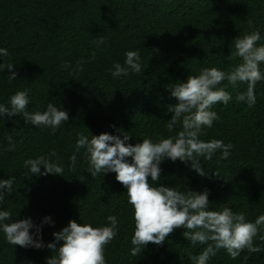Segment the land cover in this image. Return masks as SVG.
Segmentation results:
<instances>
[{"label":"trees","instance_id":"1","mask_svg":"<svg viewBox=\"0 0 264 264\" xmlns=\"http://www.w3.org/2000/svg\"><path fill=\"white\" fill-rule=\"evenodd\" d=\"M252 31L260 32L258 44H264V0H0V48L9 52L0 56V63L14 64L17 74L10 82V70L0 71V104L7 106L11 95L27 89L29 111H42L53 102L69 115L55 132L25 124L20 114L0 117V179L15 177L13 193H5L0 210L10 211L13 222L30 218L40 227L45 245L70 220L96 227L113 215L118 230L105 246L106 264H195L193 257L205 245H191L182 235L184 228L175 229L162 245L149 243L138 257L132 256L134 219L127 189L115 172L92 177L84 149L76 153L74 171L68 158L80 133L107 132L121 138L125 133L130 135L125 143L133 145L143 138L156 142L174 136L178 129L168 131V109L177 101L168 86L204 68L231 71L240 63L239 58L226 59L235 51L233 40ZM99 36L104 43L93 42ZM128 50L139 51L143 72L113 79L108 70L115 63L123 65ZM80 59L86 63L77 73ZM65 62L71 67L65 68ZM260 68L264 72V63ZM245 89L242 84L236 90L226 88L232 100L213 106L220 119L200 136L231 143L229 158L218 162L219 152L211 161L201 158L207 173L201 176L190 162L165 157L157 183L179 191L207 190L210 209L227 206L254 221L264 214V81L256 86L253 107L235 99ZM9 135L15 147L6 151ZM53 151L56 156L49 155ZM41 155L52 161L58 157L63 176L25 177L24 161ZM126 159L131 162V157ZM29 231L37 239L36 228ZM261 235L264 228L254 239L260 253L245 250L233 260L221 249L208 264H264ZM50 255L47 247L10 245L0 232V264H46Z\"/></svg>","mask_w":264,"mask_h":264},{"label":"clouds","instance_id":"2","mask_svg":"<svg viewBox=\"0 0 264 264\" xmlns=\"http://www.w3.org/2000/svg\"><path fill=\"white\" fill-rule=\"evenodd\" d=\"M260 40L259 31L239 35L233 40L235 51L226 59L239 58L240 63L231 71L204 68L198 75H188L185 81L168 86L170 95L177 101L168 109L172 113L167 124L168 131L171 133L178 129L174 136L159 138L156 142L143 138L133 145L125 143L130 139V135L125 133L123 138L107 132L89 136L78 134L75 151L68 158L70 170H75L76 153L84 149L83 155L88 163L86 171L92 177L107 171L115 172L116 180L127 189L134 219L132 256L138 257L149 243L162 245L177 228L185 229L182 235L191 245H205L199 255L193 257L195 264H208L209 259L221 249L233 260L245 250L250 254L262 251L260 246L254 244V239L264 228V214L249 221L244 212H234L227 206L219 210L210 209L207 190L179 191L157 183L161 178L159 165L165 157L172 161L179 159L190 162V167L201 176L207 175L201 167V158L211 161L218 152V162L229 158L233 148L231 143L225 144L215 138L205 141L200 136L203 135V128H211L213 122L220 119L217 112L212 110L213 106L220 103L226 105L232 100L231 93L226 90L228 86L236 90L239 85H245L244 91L236 92V101L246 102L248 107L256 104V86L264 81V72L260 68L264 63V44H258ZM93 42L102 44L104 38L99 36ZM8 55L7 49L0 48V56ZM85 63L83 59L77 60L75 72H82ZM64 67L69 68L71 64L65 62ZM13 68L12 63H0V71L10 70V82L17 79ZM143 70L139 51L128 50L123 65L115 63L108 71L116 79L127 77L130 72L140 74ZM224 81H227V85L221 86ZM28 106V90H18L9 97L7 106L0 104V117L6 114L11 118L20 114L25 124L31 122L37 127H50L53 132L69 120L68 112L53 102L47 103L42 111H29ZM6 139V151L14 150L13 137L9 135ZM49 155L56 156V153L53 151ZM126 157H131V162ZM24 168L28 170L24 173L27 178L51 173L62 175L64 171L58 157L52 161L44 155L26 159ZM212 174L220 176L218 170H212ZM14 182V176L0 179V201L5 200V193H13ZM12 217L10 211L0 210V232L6 241L21 247H47L51 255L46 258V264H106L105 246L116 237L118 230V220L113 215L106 217L107 224L96 227L70 220L67 226L54 232V240L45 245L39 239L40 227L34 225L30 218L13 222ZM44 220L51 223L48 217ZM33 227L36 228L37 239H33L29 231ZM260 239L264 241V235ZM61 241L57 246V242Z\"/></svg>","mask_w":264,"mask_h":264}]
</instances>
